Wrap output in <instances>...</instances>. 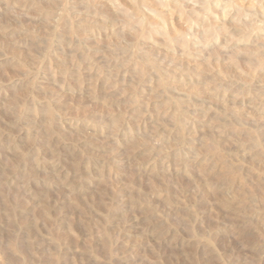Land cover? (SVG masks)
<instances>
[{
    "label": "clouds",
    "instance_id": "9594fccd",
    "mask_svg": "<svg viewBox=\"0 0 264 264\" xmlns=\"http://www.w3.org/2000/svg\"><path fill=\"white\" fill-rule=\"evenodd\" d=\"M0 264H264V0H0Z\"/></svg>",
    "mask_w": 264,
    "mask_h": 264
}]
</instances>
